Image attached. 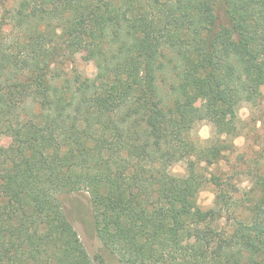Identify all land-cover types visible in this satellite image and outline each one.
<instances>
[{
  "label": "trees",
  "instance_id": "1",
  "mask_svg": "<svg viewBox=\"0 0 264 264\" xmlns=\"http://www.w3.org/2000/svg\"><path fill=\"white\" fill-rule=\"evenodd\" d=\"M8 1L0 132L34 124L47 137L42 149L0 148V264H264V167L253 160L248 190L209 179L203 244L176 247L203 184L197 167L223 160L239 135L227 118L261 96L264 0H0V11ZM77 50L102 86L68 77ZM192 93L205 99L198 118L185 109ZM198 120L215 127L206 147L191 138ZM181 161L186 177L170 172ZM78 192L108 256L91 255L64 212L60 196Z\"/></svg>",
  "mask_w": 264,
  "mask_h": 264
},
{
  "label": "rangeland",
  "instance_id": "2",
  "mask_svg": "<svg viewBox=\"0 0 264 264\" xmlns=\"http://www.w3.org/2000/svg\"><path fill=\"white\" fill-rule=\"evenodd\" d=\"M11 7V2L8 1L4 4L0 11V15L5 13V10ZM9 30V26H5V30ZM91 64L95 69L92 76L86 75L80 70V65ZM64 69L68 77H74L75 74H80L83 78L88 79L90 83L96 88L103 85L104 81L97 74V69L92 60L84 51L77 50L74 53L71 61L64 63ZM261 96L255 103H240L235 112H231V116L227 118V122H235L238 128L239 135L225 139L228 144L232 145L231 149L224 153V158L219 163L214 165L201 164L197 167V173L203 178V184L195 190L193 201L195 208L184 221L178 223L180 238L176 244L178 251L182 253H193L202 244V234L209 222L214 218L215 197L217 193L216 186L209 181L212 176H220L223 181L230 183L240 192L250 188V180L245 174L247 161L249 164L264 167V74L260 79ZM200 102L199 107H194L197 102ZM205 99L195 93L190 94L186 98L185 109L191 115L200 117L205 111ZM232 117L233 120L232 121ZM211 126L210 138L202 140L198 135H193L194 131H198L202 125ZM215 127L207 120H198L195 123L194 129L191 131L192 140L199 147H206L211 144L214 139ZM46 129L39 125L27 126L21 136H16L11 132H0V148L12 153L17 147L30 151L32 149H42L46 147ZM225 136H222L224 139ZM256 159V160H255ZM183 165L182 168L177 169V165ZM171 174L174 176L186 177L188 174V162L181 161L174 164L170 168ZM248 181V186L241 187L243 181ZM202 191L211 192L214 195L210 205H206L200 201V193ZM242 195V193H241ZM64 212L72 221L80 237L84 241L87 251L94 255L100 249L102 254L108 256V253L103 249L102 243L96 237V230L94 227L93 205L90 196L86 192H78L72 194H65L60 196ZM224 220H220L218 225H223ZM113 262L112 260H110ZM113 264H116L113 262ZM197 264V263H192Z\"/></svg>",
  "mask_w": 264,
  "mask_h": 264
},
{
  "label": "clouds",
  "instance_id": "3",
  "mask_svg": "<svg viewBox=\"0 0 264 264\" xmlns=\"http://www.w3.org/2000/svg\"><path fill=\"white\" fill-rule=\"evenodd\" d=\"M80 70L88 76H92L95 73V69L91 64L87 66L80 65ZM199 104L200 102L198 101L197 104L194 105V107H199ZM210 132H211V126L205 124L200 126L198 131H194L193 135H198L202 140H205L210 138ZM182 167H183L182 164L176 166L177 169H180ZM245 186H248L247 180H244L243 184L241 185V187H245ZM213 199H214V195L211 192L202 191L200 193V201L206 205H210Z\"/></svg>",
  "mask_w": 264,
  "mask_h": 264
}]
</instances>
